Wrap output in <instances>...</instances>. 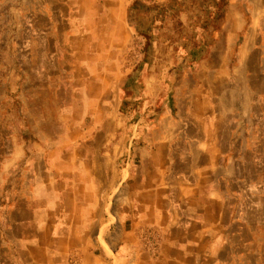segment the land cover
<instances>
[{
	"label": "crops",
	"instance_id": "obj_1",
	"mask_svg": "<svg viewBox=\"0 0 264 264\" xmlns=\"http://www.w3.org/2000/svg\"><path fill=\"white\" fill-rule=\"evenodd\" d=\"M157 2L174 6L161 21L167 34L172 28L176 34L177 28H185L192 20L195 29L197 23L207 27L209 6L205 3ZM54 3L56 7L45 0L34 4V12H46L49 23L27 22L28 28L43 26L55 36L65 34L72 44L85 37L91 46L108 44L112 50L128 40L130 3L126 0ZM215 3V19L210 25L214 36L204 38L201 33L197 41L189 37L181 42L185 45L178 55L182 67L187 61L194 66L180 74L181 85L173 80L178 78L171 75L174 68L163 71V79L148 67L135 76V88L146 93L144 108L155 113L162 105L165 115L151 121L159 126L158 140L143 153L138 188L130 198L129 210L119 217L122 254L113 258L104 249L105 255H99L85 245L90 264H132L131 235L143 236L152 227L160 229L163 249L154 259L135 257L134 264H264V0H228L226 6L220 0ZM195 19H199L197 23ZM82 28L86 31H80ZM163 43L175 44L171 39ZM94 53L87 69L100 70L80 89L86 98L79 105L86 107L87 114L95 110L97 116L93 115L94 127H84V119L70 121L76 123L72 145L91 138L97 126L118 124L119 115L124 116L120 110L127 102L124 94L130 89L131 75L117 63L116 55ZM170 59V55L165 58ZM212 61L213 69L203 68ZM210 76L214 88L207 81ZM105 105L112 108V119L96 111ZM58 149L60 152L46 150L39 157L43 169L31 165L27 183L10 182L14 159L27 158V150L22 159L15 152L0 157V264L53 263L45 261L47 254L58 251L56 236L49 240L53 235L49 221L60 218L61 207L72 195L71 187L62 188V175L78 173L80 168L77 161L70 168L60 167L63 160L57 154L63 153V146ZM126 166L113 175V180L120 178L125 183L122 190L131 189L136 182L129 163ZM43 170L48 180H41Z\"/></svg>",
	"mask_w": 264,
	"mask_h": 264
},
{
	"label": "rangeland",
	"instance_id": "obj_2",
	"mask_svg": "<svg viewBox=\"0 0 264 264\" xmlns=\"http://www.w3.org/2000/svg\"><path fill=\"white\" fill-rule=\"evenodd\" d=\"M45 1L50 6H57L54 5V0ZM126 2L132 7L130 17L128 14L130 35L122 46L112 50V46L108 44L91 46L85 37H79L72 44L65 34L55 36L48 32L43 27L49 23L48 14L34 12L33 5L40 4V0H0V157L10 156L15 152L22 159L24 150L29 153L20 162L18 158L14 159L10 182L29 181L33 172L31 165L36 164L39 170L43 169L44 164L39 157L49 149L59 151L61 145L63 153L57 154L63 160L60 167L70 168L76 161L80 166L78 173L69 171L62 175V188L71 187L72 195L67 196L68 200L61 207L60 218L49 221L53 234L49 240L53 241L56 236L58 251L47 254L46 263L90 264L83 248L85 245L99 255H105L104 249L113 258L122 254L121 247L124 243H121L119 217L129 210L130 198L138 188L143 153L158 140L159 126L152 125L151 121L165 115L162 105L155 113L144 108L145 90L135 88L138 82L135 76L142 73L138 72V66L145 61L142 71L147 67L152 68L160 78L163 71L174 68L171 75L178 77L173 79L176 85L177 82L182 84L180 74L183 70L194 68L193 62L188 61L182 67L184 62L178 55L183 54V40L187 41L186 38L189 39L190 35L196 40L198 33L204 32L198 27L199 19H195L198 29H191L192 20L185 28H177L176 34L174 28L167 34L162 30V15L155 9L159 5L157 0ZM202 3L206 4V0H186V5ZM64 7L62 6V12H65ZM27 22L38 26L41 24L42 29L38 27L32 30L28 28ZM64 25L61 23L60 28H64ZM82 30L86 31L85 28L80 29ZM205 37L207 36L204 34ZM169 39L175 44L163 43ZM95 50L104 54L106 52L108 56L116 55L117 63L124 65L130 73L131 86L128 93L124 94V101L128 103L120 110L124 116L119 115L118 124L97 126L91 138L79 139L77 144L72 145V139L75 141L77 135L72 132L76 123L70 121L84 119V127H91L93 115L97 116L96 112L94 114L95 110L92 114H87L86 107L79 105L86 98L80 89L86 87L85 83L89 82L94 71L100 70V67L87 69V65L92 63L88 58L97 53H94ZM169 55L171 59L166 61L165 58ZM213 67L214 61L211 64L208 62L203 68ZM209 80L211 88H214V77H208L207 81ZM92 83L90 85L94 87ZM219 86H222L221 82ZM91 95L95 97L97 93ZM73 104H78L79 107L73 108ZM106 107L108 105L96 111L112 119L110 112L113 110ZM128 163L136 182L131 189L122 190L125 183L122 184L120 178L113 180V175L116 170L122 171L124 167H128ZM40 175L41 180H48L44 170ZM139 230L140 227L136 233ZM159 233L160 229L152 227L143 236L139 233L131 235L132 264L135 257H158L159 250L163 249Z\"/></svg>",
	"mask_w": 264,
	"mask_h": 264
},
{
	"label": "trees",
	"instance_id": "obj_3",
	"mask_svg": "<svg viewBox=\"0 0 264 264\" xmlns=\"http://www.w3.org/2000/svg\"><path fill=\"white\" fill-rule=\"evenodd\" d=\"M228 3V0L226 1ZM226 2H222V0H220V3L223 6H226ZM206 4L207 6H209L208 8V16H207V27L205 26V28L202 26L204 24L198 23V27L203 29V33L207 34V38H212L214 36V32L213 30L210 28V25L212 23V21L215 19V12H214V8H215V0H206ZM205 4V5H206ZM174 6H171L170 4H164V5H158L157 7H155L156 10H158L159 14L162 15L163 17H169L170 16V12L173 10ZM132 10V7H130L129 9V17H130V11ZM201 21V20H200ZM192 30L195 28H191ZM201 34V32L198 33V35ZM195 37H193L192 35H190V39L193 40ZM206 38V37H205ZM198 40V38L196 39V41ZM145 61L144 63H142L141 65L138 66V72L142 71L143 66L145 65Z\"/></svg>",
	"mask_w": 264,
	"mask_h": 264
}]
</instances>
